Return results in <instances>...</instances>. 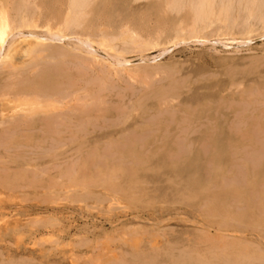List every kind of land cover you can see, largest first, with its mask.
<instances>
[{
	"label": "rangeland",
	"instance_id": "1",
	"mask_svg": "<svg viewBox=\"0 0 264 264\" xmlns=\"http://www.w3.org/2000/svg\"><path fill=\"white\" fill-rule=\"evenodd\" d=\"M16 1L0 0V15ZM63 1L40 0L42 15L58 19ZM163 3L97 0L86 26L116 32L127 22L142 35L159 27L166 42L185 12H164ZM261 35L248 46L238 34L235 47L225 37L213 49L153 50L149 61L126 55L129 67L155 65L143 80L41 64L39 90L84 88L88 103L55 128L42 117L14 127L18 113L0 106V264H264ZM7 74L0 100L9 105L19 80L11 87ZM182 98L187 105L175 103Z\"/></svg>",
	"mask_w": 264,
	"mask_h": 264
},
{
	"label": "bare ground",
	"instance_id": "2",
	"mask_svg": "<svg viewBox=\"0 0 264 264\" xmlns=\"http://www.w3.org/2000/svg\"><path fill=\"white\" fill-rule=\"evenodd\" d=\"M39 1L40 0H17L14 3L12 2L13 5H10V7L8 5L9 8L4 12L3 15H0V71L5 70L6 74L8 73L7 78H9L10 80L9 82L11 83V87L14 82L19 80L16 86L19 87V90L14 91L13 93L15 94L13 97L14 100L10 101V104L7 105V100L3 98L0 100V106H3V108L8 107L18 113V115H15V119H10L14 127L19 126L18 124H22L23 121H35L38 120L37 118L42 117L43 119H51V121L52 119L57 120L55 121L56 123L53 122V125L52 123L50 124V126L55 128L59 126H56L58 119L59 122L61 120L67 121L70 119L71 113L73 114L76 110H78V106H81L82 109L84 108V106L82 107L81 103H79L86 102L85 100L87 98V94L82 93L85 90L84 88L79 90L77 89L76 91H74V93L72 91L71 94H68L67 92V94L64 93V90L63 93L67 96V98L63 95V93H59L58 90L56 93H54V91L53 93H48L46 92V90L44 93L42 92L44 91V87H40L39 90V86H36L37 84L33 80V78L37 76L38 69L44 62L51 63L52 69L53 64H57V66L59 64H62V66L73 65L75 66V69L76 67H79L82 68L84 71L88 72L90 75L92 74V77L95 76L96 78H99L101 75H106L107 73L111 74L112 77L117 76L115 78L120 77L121 79V77H125L126 79L133 81L137 80L139 76L141 77V74L143 73H145L144 75H146L147 71L144 72L143 69H145V67L147 66L145 65V67H141L142 69L137 66L131 65L129 67L128 62L126 61L128 59H125L126 55L134 54L135 56L142 58V61H149L147 60L146 55L152 52L153 50L159 51V53L157 52L158 55H156L159 57L163 56L164 54L166 55V53L168 54L172 51L173 48L176 49L181 44L187 45L188 43H193L200 44V46H202L201 44L208 43L210 47H214L216 44H221L220 46H225L226 44L220 41L221 38L226 37L232 43L233 41H235V37L238 34L239 36L237 37L241 36L239 40L241 39L245 41V39L247 40V38L250 36L257 34L261 35L262 33H264V0H163V10L161 6H159L162 11L168 13H178L179 11L182 10L183 12L184 10L185 12L184 16L179 20V22L177 21L176 25L174 23V25H171L174 26V29L172 27V36L169 37L166 42H162L161 32H163V30L159 27H156V29L152 28V32L142 35L139 31L135 29L134 26L127 22L123 23L119 29L117 28L118 30H116V32L109 30V28H107L106 26L99 25V27L96 26L98 28H96L94 33H90L88 29L91 26L87 28L88 25L86 26V21L89 15L92 13L91 9L93 8V5L95 4V2H97V0H64L61 16L55 21L51 17H44V14L42 15V6H40ZM133 1L144 2L147 0ZM257 25H259V28L256 27ZM236 29H239V31ZM257 30H259V32ZM236 31L238 32L237 35L235 33ZM255 31L257 32L256 34H254ZM22 32H25L27 35H22ZM248 42L249 40L245 41V44L244 42L241 43L245 46ZM237 43H239V41H237L236 44ZM233 46L235 47L234 44ZM94 48H96L97 50L95 51ZM232 50L233 51L231 52L234 53L235 50ZM97 51H100L103 55L99 56V52ZM229 54L230 53L228 52L227 55ZM173 60L170 61L173 62ZM143 63L140 64L144 65ZM161 64L159 63L157 68H160V66H162L163 69H161H165V72L167 67L164 68L163 64ZM147 65L148 67L151 66L152 68L155 66L151 63ZM45 66L42 65V67ZM169 66L170 65H168V68ZM72 68L74 69V67ZM147 68L145 70H147ZM150 68H148V70ZM171 68L175 69V67ZM54 72L56 73V71ZM59 72L61 73L62 71ZM85 76L86 75L82 77ZM144 78L141 77L142 80ZM94 83L98 82L94 81ZM100 84L102 85V82ZM41 88L43 90H41ZM81 90L82 92H79ZM165 102L170 107L177 106L174 105V100H166ZM187 102L188 100L182 98L175 103L181 105L186 104ZM203 102H205L206 105V102L208 101L205 100ZM196 103L199 105L198 101ZM68 115L69 119H67ZM1 116H3V114H1ZM229 233L231 232L229 231L228 234ZM234 233L236 234V232ZM262 236L260 235L258 238L260 241V237L262 238ZM263 238L260 242V246L264 248Z\"/></svg>",
	"mask_w": 264,
	"mask_h": 264
}]
</instances>
